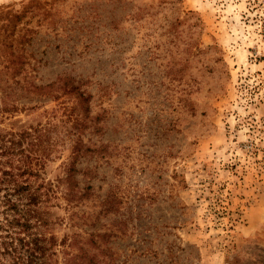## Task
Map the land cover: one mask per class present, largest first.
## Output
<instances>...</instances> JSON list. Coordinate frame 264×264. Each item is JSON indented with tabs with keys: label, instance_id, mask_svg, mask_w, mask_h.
Returning a JSON list of instances; mask_svg holds the SVG:
<instances>
[{
	"label": "rangeland",
	"instance_id": "rangeland-1",
	"mask_svg": "<svg viewBox=\"0 0 264 264\" xmlns=\"http://www.w3.org/2000/svg\"><path fill=\"white\" fill-rule=\"evenodd\" d=\"M48 7L18 24L23 65L0 41V121L48 128L51 179L89 149L78 205H46L54 264H264V0Z\"/></svg>",
	"mask_w": 264,
	"mask_h": 264
},
{
	"label": "trees",
	"instance_id": "trees-1",
	"mask_svg": "<svg viewBox=\"0 0 264 264\" xmlns=\"http://www.w3.org/2000/svg\"><path fill=\"white\" fill-rule=\"evenodd\" d=\"M53 1L28 0L21 11H8L5 16L2 15L5 9L0 8V41L2 43L3 40V44L9 49L10 58L14 56L12 62L24 64L25 53L16 52L15 46L18 47L21 39L32 29L26 28L23 34L16 37L19 22L27 15H37V8L50 12L48 4L52 6ZM152 5L153 3L149 4L150 7ZM1 19L4 21L1 22ZM64 25L62 23L58 27L64 28ZM3 56H7L6 51ZM70 91L79 96L81 101H87L88 95L76 85L72 84ZM76 108H72L73 115L76 116L75 120H80ZM1 124L0 121V261L7 258L11 264H54L59 241L55 233H46L51 223L46 205L50 201L61 199L68 201V208L78 205L77 201L84 194L78 189L77 162L89 149L83 151L85 143L81 135H78L71 152L72 159L63 163L61 175L51 179L46 172L47 162L50 160L48 146H53L45 142L50 139L46 135L48 128H7ZM77 126L83 124L78 123ZM55 144H59L58 139Z\"/></svg>",
	"mask_w": 264,
	"mask_h": 264
}]
</instances>
